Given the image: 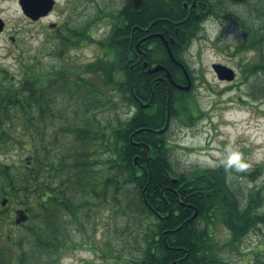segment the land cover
I'll return each mask as SVG.
<instances>
[{
    "label": "trees",
    "instance_id": "trees-1",
    "mask_svg": "<svg viewBox=\"0 0 264 264\" xmlns=\"http://www.w3.org/2000/svg\"><path fill=\"white\" fill-rule=\"evenodd\" d=\"M217 2L220 0H143L135 6L131 0L125 1L115 16V26L102 44L106 52L101 62L78 68L84 72L96 71L94 66H97L107 84L113 83V72H121L127 78L111 89H118L135 113L114 126L95 128L91 133L86 120L82 125L63 128L72 133V139L59 141L53 135L49 141L45 126L53 96L69 90L71 83V70L66 67L56 73L54 80L50 74L47 78L27 69L18 84L0 82V145L17 144L26 155L13 176L9 165H0V177L7 179L12 190L17 189L21 202L40 199L37 207L41 212L36 214V219L41 225L32 229V236L35 245L49 251V264H57L69 247L68 225L70 221L79 224L78 211L86 208L91 198L101 202L118 199L125 186L134 190L137 215L143 221L139 257L133 259V264H217L220 249L213 236L217 223L230 231V243L222 246L231 248L249 233L264 227V196H259L263 195L260 188L251 189L242 201L222 168L177 172L164 138L168 129L162 134L154 131L163 128L168 118L170 123L173 117L189 120L196 107L188 93L161 81L155 84L153 77L146 75L144 62L148 66L161 64L169 68L173 61L161 38L154 35L141 40L157 33L166 40L173 38V43L169 41L171 52L188 69L183 51L196 38L204 19L218 16ZM228 16L239 20L234 12ZM126 22L134 29L132 82L128 77ZM242 27V46L251 42L258 56L242 67L244 77L248 78L251 74L264 73V53L259 52L261 40L255 29L243 21ZM58 38L63 46L68 44L64 35ZM170 73L176 82H185L178 70L171 69ZM76 85L77 89L82 86L77 82ZM90 140H100L99 145L110 152L107 169H94ZM110 168L112 172H108ZM254 172H264V160Z\"/></svg>",
    "mask_w": 264,
    "mask_h": 264
},
{
    "label": "rangeland",
    "instance_id": "rangeland-1",
    "mask_svg": "<svg viewBox=\"0 0 264 264\" xmlns=\"http://www.w3.org/2000/svg\"><path fill=\"white\" fill-rule=\"evenodd\" d=\"M125 1L56 0L48 17L30 20L22 12L19 0H0V82L18 84L27 69L47 78L50 74L52 80L62 67L71 70L69 90L53 96L45 126L49 141L53 135L59 141L72 139V133L63 131L64 127L82 125L88 120L94 133L95 128L114 126L135 113L120 91L111 89L127 79L123 73L113 72V83L107 84L97 66L96 71L92 67L93 71L78 70L103 59L106 49L102 44ZM215 5L218 16L205 18L196 38L183 51L192 87L182 92L189 94L196 110L187 121L173 117L164 138L177 172L222 168L243 201L253 188H260L263 195L259 196H264V172H254L264 160V73L245 78L242 69L247 61L258 57L251 42L242 46V21L255 29L261 40L259 52L264 53V0H220ZM229 12H234L239 20L229 18ZM60 34L68 39L67 45L61 44ZM214 64L232 69L233 80L218 79ZM76 82L82 84L78 89ZM90 142L94 169H107L110 152L99 145L100 140ZM24 154L17 144L0 145V165H9L13 176L26 158ZM46 164L49 165V156ZM109 171L112 172L111 168ZM8 183L0 177V195H11L0 229L11 238L4 239L0 260L3 264H49V251L35 245L32 236V229L41 225L36 219L41 212L37 207L40 199L21 202L17 189L12 190ZM123 188L118 199L101 202L91 198L90 204L78 211L79 224L69 222V247L57 264H133V259L139 257L143 221L137 215L134 190L130 186ZM18 206L25 217L19 221L21 226L15 224L20 214L6 222ZM261 229L249 233L231 248L222 246L230 243V231L217 223L213 229L220 249L217 264H264V227Z\"/></svg>",
    "mask_w": 264,
    "mask_h": 264
},
{
    "label": "water",
    "instance_id": "water-1",
    "mask_svg": "<svg viewBox=\"0 0 264 264\" xmlns=\"http://www.w3.org/2000/svg\"><path fill=\"white\" fill-rule=\"evenodd\" d=\"M131 1L135 6H139L143 0H131ZM55 2H56L55 0H19V3L21 5L23 13L25 14V16L29 17L32 20H38L41 17L47 16L50 13V11L53 9ZM194 4H195V1L192 5H194ZM185 7H187V4H185ZM2 29H3V21L0 19V32L2 31ZM158 36L161 37L162 39H164L161 34H158ZM171 41L173 42V40H171ZM165 44H166V47H167V50L169 52L170 57L173 59V61L176 64L180 65L184 69V71L186 72L187 84L186 85L175 84V85L184 91H189L191 89L192 81L189 77L188 72L184 68V65L180 61L176 60L173 57L167 41H165ZM144 66L146 67L147 63H144ZM163 69H165V67L163 65L157 64L153 68H151L149 70V72H152V73L158 72V71L163 70ZM213 69H214L218 79H220V80L230 81V80H233V78H234L233 70L226 67V66H223L220 64H214ZM168 77H170L169 73H168ZM144 105H146V104H144ZM167 125H168V121H167L165 127L163 129L158 130L157 132L163 133L165 131ZM196 215H197V212L194 213V216H196ZM20 217L21 218L18 219V222L20 220H23V219L25 220L23 212L20 213Z\"/></svg>",
    "mask_w": 264,
    "mask_h": 264
},
{
    "label": "flooded vegetation",
    "instance_id": "flooded-vegetation-1",
    "mask_svg": "<svg viewBox=\"0 0 264 264\" xmlns=\"http://www.w3.org/2000/svg\"><path fill=\"white\" fill-rule=\"evenodd\" d=\"M133 31H134V29L131 26H129V23L128 22H126V37H125V39H126V43H127V46H128V54L130 55V57L129 56L127 57V62H129V68H128L129 82H132V80H133V68H134L133 58H132V53H133ZM164 45H165V43H164ZM153 66L154 65H151V66H148L147 65L145 67V73H146V75L148 74V75H151V77H153V80L155 81V84L158 83V82H160V81L161 82H164L165 84H168V85L172 84L173 83V79L168 77V73L171 75V73H170V70L171 69L178 70V75L181 76L182 78L184 77L185 80H186V73H185V71L183 70V68L180 65L176 64L175 62H173V65L170 66L169 68H165V69L160 70L159 72H156V73L149 72V69H151ZM179 83L180 84H185V83H182V82H179ZM7 193H9V192H7ZM10 196L11 195H0V229H1L2 224H3V221L5 219V215L3 214L4 213V209L8 208V206H9V201L11 199ZM20 209L21 208L19 206L16 207V209H14L15 210L14 211L15 213L9 215L6 222L13 221V217L16 214L17 215L19 214ZM15 224H16V226L23 225V223H20L19 224V223H16V221H15ZM11 226H13V225H11ZM7 237L11 238V235L5 234L4 233V230L2 228V231L0 232V244H1L0 245V250L3 248V245L2 244L4 243V239L7 238ZM0 264H3L2 260H0Z\"/></svg>",
    "mask_w": 264,
    "mask_h": 264
}]
</instances>
